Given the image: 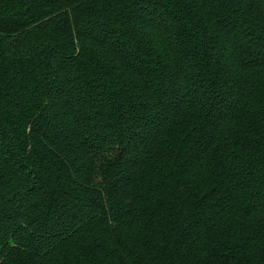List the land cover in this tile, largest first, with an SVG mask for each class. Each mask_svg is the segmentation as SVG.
Here are the masks:
<instances>
[{
	"label": "trees",
	"instance_id": "obj_1",
	"mask_svg": "<svg viewBox=\"0 0 264 264\" xmlns=\"http://www.w3.org/2000/svg\"><path fill=\"white\" fill-rule=\"evenodd\" d=\"M0 264H264V0H0Z\"/></svg>",
	"mask_w": 264,
	"mask_h": 264
}]
</instances>
